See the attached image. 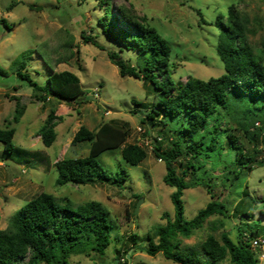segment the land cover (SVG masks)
<instances>
[{
  "label": "rangeland",
  "instance_id": "rangeland-1",
  "mask_svg": "<svg viewBox=\"0 0 264 264\" xmlns=\"http://www.w3.org/2000/svg\"><path fill=\"white\" fill-rule=\"evenodd\" d=\"M118 4L132 5L135 14L145 17L167 40L172 48L173 79L178 85L184 84L189 77L208 80L225 73L217 54L221 30L216 19L220 15L227 16L231 5L250 22L253 32L248 34V42L254 53L264 51V0H116L114 13ZM198 13H201L204 22ZM100 15L96 0H0L1 124L7 126L15 114L16 101L13 97L21 98L26 107L20 122L11 126L16 130L15 151L8 154L0 143V229L6 230L11 217L42 193L51 194L62 203L68 199L74 206L98 201L108 211L107 218L112 227L111 244L103 255L73 256L71 264H176L161 254L150 256L145 252L152 229L166 225L164 214H169L171 218L174 216L171 195L175 189L164 183L165 164L153 153L152 143L161 139V129L143 124L144 112H132L140 109L133 100L151 103L153 95L142 81L121 77L106 51L84 43V31L96 36L93 29ZM68 40L78 46L80 54L69 64L59 65L55 70L76 74L85 95L91 100L66 104L50 99L44 106L33 102L32 88L17 77L21 55L28 53V75L43 86L51 70L35 49L48 51ZM98 42L107 50L115 48L102 36ZM122 57L135 64L138 55L123 53ZM52 109L63 120L56 128V141L46 147L38 132ZM223 115L230 125L229 129H233L231 134L237 137L239 150L233 149L230 139L225 138L219 157L205 161L204 167L217 179L236 168L239 152L257 162L244 184L249 197L242 194L240 201L228 184L226 188L221 186V179L213 187L218 196L229 199L232 205V216L226 221V230L231 233V238L238 242L241 228L247 231L246 237L254 232L251 237L264 239V126L258 122L256 127L260 130L254 135H245L243 123H237L242 113L238 118L232 111L223 112ZM226 119L221 120L223 130L227 127ZM103 124L124 127L129 134L127 143L144 147L148 152L147 158L138 166L129 165L122 158L121 148L107 151L99 157L111 177L117 176L121 168L128 172L129 176L121 187L110 183L57 187L55 163L67 158L86 157L89 153L88 143L72 146L75 134L82 126L95 132ZM181 161L185 164V160ZM182 167L178 161V170ZM203 176L200 175V179ZM191 177L189 174L188 180ZM182 200L185 218L191 220L206 207L211 197L206 189L197 186L185 190ZM255 202L257 209L253 211ZM241 204L243 211H249L248 216L242 219L237 218V208ZM217 219L211 218L192 238L184 239L183 246L200 249V244L212 233L220 238L222 230L212 231V221ZM133 234L138 235L136 245L130 238ZM254 251L258 264H264V247ZM222 264H230L229 258Z\"/></svg>",
  "mask_w": 264,
  "mask_h": 264
},
{
  "label": "trees",
  "instance_id": "trees-1",
  "mask_svg": "<svg viewBox=\"0 0 264 264\" xmlns=\"http://www.w3.org/2000/svg\"><path fill=\"white\" fill-rule=\"evenodd\" d=\"M96 1L101 13L93 29L96 36L84 31V43L106 51L109 61L118 68L121 77L142 81L153 95L151 103L133 100L140 109L132 112H144L141 122L161 129V139H155V143H152L153 153L165 164L164 183L175 189L171 195L174 216L171 218L169 214H164L167 223L152 229L145 252L150 256L161 254L176 264H222L228 258L230 264H258L259 259L252 247L255 237L250 236L254 232L246 237L247 231L240 228L239 241L231 238V233L226 230V221L232 216V205L229 199L218 196L213 187L221 179V186L226 188L228 184L240 201L242 194L249 197L244 184L257 162L239 152L236 168L217 179L204 167L205 161L219 157L225 138L230 139L233 149L239 150L237 137L231 134L233 129H229L223 112L232 111L236 118L242 113L237 123H243L245 135L256 134L260 130L256 127L258 122L264 126V51L254 53L248 42V34L253 32L249 20L234 5L228 7L227 16H218L216 24L221 35L217 54L225 73L208 80L189 77L184 84L178 85L173 79L172 48L157 29L145 17L136 15L132 5L118 4L114 13L116 0ZM198 14L201 17V13ZM200 19L204 22L202 17ZM2 23L5 25V20ZM101 36L116 49L107 50L102 46L98 42ZM35 51L40 53L51 70L45 85H40L28 75V53L21 55L17 65V77L32 88L33 102L44 106L50 99L66 104L91 100L85 95L76 74L55 70L57 66L69 64L79 56L80 50L72 40L48 51L37 48ZM123 53L137 54L135 64L126 61ZM13 100L16 101V109L12 120L7 126L0 122V143L8 154L15 151L16 130L11 126L19 123L26 111L21 98L13 97ZM224 119L227 124L225 130L221 126ZM62 120L55 109L50 110L38 132L46 147L56 141V128ZM128 138L124 127L103 124L93 132L82 126L71 144L88 143L89 153L86 157L57 161L56 186L97 183L123 186L128 172L121 168L117 176L111 177L101 165L99 157L107 151L121 148L122 158L127 164L140 165L148 152L142 146L128 144ZM181 160H185V164ZM178 161L184 166L181 170L177 168ZM189 174L192 175L190 180ZM202 174L205 179H200ZM197 186L207 190L211 201L193 219L187 220L183 193ZM256 209L255 202L253 211ZM247 212L242 210L241 204L237 208V218L248 216ZM107 217L108 211L98 201L74 206L68 199L62 203L53 195L42 193L11 217L6 230L0 229V264H71L73 256L103 255L112 238V227ZM213 217L218 219L212 221V231L222 230L220 238L212 233L200 244V249L183 246L184 239L192 238ZM130 238L136 245L138 235L133 234Z\"/></svg>",
  "mask_w": 264,
  "mask_h": 264
},
{
  "label": "built area",
  "instance_id": "built-area-1",
  "mask_svg": "<svg viewBox=\"0 0 264 264\" xmlns=\"http://www.w3.org/2000/svg\"><path fill=\"white\" fill-rule=\"evenodd\" d=\"M252 247L254 249L262 248L264 247V239L263 238H256L252 242Z\"/></svg>",
  "mask_w": 264,
  "mask_h": 264
},
{
  "label": "water",
  "instance_id": "water-1",
  "mask_svg": "<svg viewBox=\"0 0 264 264\" xmlns=\"http://www.w3.org/2000/svg\"><path fill=\"white\" fill-rule=\"evenodd\" d=\"M140 204H141V203L138 204V206H137V208H136V212H138Z\"/></svg>",
  "mask_w": 264,
  "mask_h": 264
}]
</instances>
